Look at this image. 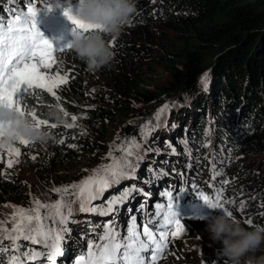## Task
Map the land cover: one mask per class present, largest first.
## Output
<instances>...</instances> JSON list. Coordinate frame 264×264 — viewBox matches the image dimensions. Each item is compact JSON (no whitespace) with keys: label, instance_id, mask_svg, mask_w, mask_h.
<instances>
[{"label":"trees","instance_id":"trees-1","mask_svg":"<svg viewBox=\"0 0 264 264\" xmlns=\"http://www.w3.org/2000/svg\"><path fill=\"white\" fill-rule=\"evenodd\" d=\"M77 3L61 0V8L49 11L48 0H44V8L46 13H54ZM0 15L6 14L0 10ZM106 39L114 57L95 72L88 71L71 49L54 54L57 64L52 69L67 72L68 83L56 90L58 103L45 92L37 105L38 116L42 111V118L57 124L54 129L41 125L52 139L13 144L22 155L26 152L35 157L32 163L28 158L24 162L34 164L32 177L47 198L35 197L32 185L26 188L12 167L0 179V219L12 214L6 204L28 208L32 199L45 204L59 199L51 190L71 184L56 186L57 167L66 169L75 164L76 168L80 164L73 178L78 183L89 175L96 160L106 157L108 138L116 131L120 135L117 144L134 138L143 156L136 162L135 178L121 181L122 193L135 186L134 182H142L152 195L162 169L176 166L177 161L190 168L212 162L213 174L234 179L231 186H224H229L231 201H235L231 203L233 217L245 227L264 226V175L254 188L233 186L236 179L246 177L241 171L244 159L264 160V0H136V12L119 36ZM155 68L169 73L171 80L160 84L153 76L148 79ZM206 72L205 88L200 81ZM164 105L168 108L157 120L155 114ZM60 107L68 117L59 112ZM54 109L60 114L59 121L48 115ZM71 115L78 117L77 127L65 128L64 123H73ZM145 125L146 136L142 131ZM61 139L64 144L57 142ZM114 152L120 154L116 148ZM5 153L0 147V158ZM169 169V173L179 175L175 168ZM138 196L133 191L127 199L135 211L143 207L138 206ZM240 202L246 204L243 212ZM82 213H73L66 225L69 231L78 226ZM247 218L253 225L245 223ZM69 239L65 235L64 240ZM19 244L22 250L33 245L26 240ZM201 257L200 264H231L213 251Z\"/></svg>","mask_w":264,"mask_h":264},{"label":"snow or ice","instance_id":"snow-or-ice-1","mask_svg":"<svg viewBox=\"0 0 264 264\" xmlns=\"http://www.w3.org/2000/svg\"><path fill=\"white\" fill-rule=\"evenodd\" d=\"M7 3L10 7L4 9L6 15H0V104L13 107L22 115L30 117L37 127L44 125L54 129L57 124L49 123L48 119L42 118L44 115L42 111L39 116L37 115V105L42 103V96L45 92L55 97L58 103L60 97L56 90L62 84L68 83L69 74L65 72L61 75L59 68L55 75L48 71H41V69H51L54 64H57L53 53L70 49V45L54 47L38 31L35 17L40 8L36 7L35 0H7ZM47 7L51 11L50 5ZM63 14L81 31L90 32L97 27L85 24L73 16L71 5L65 7ZM200 83L205 88L207 87V72L201 77ZM36 90L42 91L37 92ZM47 107L51 109L52 105H47ZM167 108L168 106L164 105L159 109L155 118L159 120ZM59 112L63 113L64 117L69 116V113L62 107L59 108ZM77 119L76 115H71L73 123H64V127H77L75 123ZM7 123L10 124L11 121ZM2 127L3 125H0V128ZM142 131L146 136L148 126H143ZM57 142L65 143L62 139ZM30 143L32 142L26 139L19 141L21 145ZM0 147L4 148L10 157L7 160L9 168L14 163H19L18 157L21 154L19 147L13 144ZM69 147L75 146L69 145ZM140 148V143L134 138L121 142L116 146L119 155L113 151L107 154L108 163L91 170L89 175L78 183L53 188L51 191L56 192L60 198L52 203L45 204L36 199L28 208L5 205L13 211L8 220H0V264H29L30 261H35L39 257L46 259L49 264H57V257L64 255L62 243L69 231L66 225L74 212L87 211L109 215L115 211L117 205L128 199L131 192L143 191L132 186L119 197L108 200L103 209H98L92 204L93 201L100 199L108 188L118 185L123 180L135 178L136 162L143 159L139 152ZM32 158L35 159V157ZM216 175L221 174L217 172L213 178ZM168 195L169 203L166 206L157 204L156 208L160 211L152 214L159 219L150 218L147 222L138 224L137 218L132 216L123 233L115 224L106 222L101 226L103 232L98 234L95 240L89 239L86 249L76 256L71 264H157L159 259L165 257L169 237L174 241L185 231V225L181 223L182 219L174 210V196L172 193ZM200 195L209 209H222L233 217V213L224 209L220 202L219 192L215 199L203 193ZM66 197L71 198L66 199ZM245 208L246 204L240 202L239 210L243 212ZM41 209L45 210L43 214ZM261 215H264V212ZM48 220L52 222L51 225L45 224ZM245 223L253 225V220L247 218ZM19 240L39 244L42 250H22L21 245L17 243Z\"/></svg>","mask_w":264,"mask_h":264},{"label":"clouds","instance_id":"clouds-1","mask_svg":"<svg viewBox=\"0 0 264 264\" xmlns=\"http://www.w3.org/2000/svg\"><path fill=\"white\" fill-rule=\"evenodd\" d=\"M48 4L51 10L62 7L61 0H48ZM68 6H63V10ZM135 12L136 0H78L76 5H71V13L79 21L97 26L90 32H84L74 25L76 30L68 43L88 71L95 72L110 64L114 53L106 37L119 36ZM48 115L57 121L61 119L55 109ZM0 125H3L0 128V146L14 144L21 139L35 143H47L52 139L51 133L35 126L30 117L3 104H0ZM205 231L209 233L210 240L222 245L220 253L231 264H241L242 258L264 246V226L245 227L224 211L207 218ZM247 264L254 262L250 259ZM255 264H264V257L256 260Z\"/></svg>","mask_w":264,"mask_h":264},{"label":"rangeland","instance_id":"rangeland-1","mask_svg":"<svg viewBox=\"0 0 264 264\" xmlns=\"http://www.w3.org/2000/svg\"><path fill=\"white\" fill-rule=\"evenodd\" d=\"M5 4L6 3H4V0H0V7L3 8L5 6ZM41 71H48L52 75L56 74V71H54V69H52V68L49 70L41 69ZM151 73H153V75ZM151 73L148 75L149 76L148 79H151V77L153 76V78L155 80L159 81L160 84H166L167 82H169L171 80L170 74L167 73L166 71H162L159 68L153 69L151 71ZM61 75H63V74L61 73ZM157 86H159V84ZM119 137H120V135H118L116 133V131H112V134L109 136L108 143L106 145L107 149H105L106 157L110 151L114 152L116 146L119 145V144H117L120 142V141H118ZM161 149L163 151L167 150L166 146H163V145H162ZM32 157H34V156H29L28 153L24 152V155L20 154V156L18 157L19 163H14L12 167L15 168L16 176L18 178L22 179L24 185H26V188H27V185L30 186L29 185V183H30L32 185V188H34V190H35V192H34V193H36L35 197L45 201L47 198V195L44 194V189H42L40 186H38L37 182L35 181V178L32 177L33 176L32 175V173H33L32 167L34 166V164L27 165L24 162V158H28L32 163L34 160ZM106 157H103V158L106 159ZM8 159H10V157L7 155V153H5V155H3L4 164L2 163V165H0V179H1L3 172L9 171L12 168V167L9 168L7 166V160ZM104 159L96 160V164L93 166L92 170L97 169L101 165H104ZM81 167L82 166L80 164H78L76 168H75V164H74V166H70L66 169H63L61 167H57V170L55 171V173H57V175H58L56 179L58 180L57 184H59V185H56V186L64 185V184H67L68 182H69V184L76 183L77 180L73 179V178H75L77 170H79ZM201 169H203V170H201ZM197 170L199 172V175L202 174L201 175L202 177L199 179V183H202L205 180H207V181L208 180H214L212 173L210 172V167L197 168ZM241 171H243L242 174L245 175L246 177L237 179V188H239L243 185H247L248 188L251 186H252V188H254V187L259 185V183L257 185L256 180L264 175V160L262 158H258V160L252 159L250 161L247 159H244L243 169ZM246 173L249 176H251V178H249V176H247ZM192 176L194 177V174H192ZM173 181H175L174 178H172V182ZM60 182H62L63 184H61ZM34 184L35 185L37 184V185L35 186ZM215 184L217 185V182H215ZM138 185H140V183H137V187H138ZM120 188H121V183L113 186L114 190L110 189V192H113V194H111L110 192H108V193L104 192L103 196L100 199L93 201L92 204L95 205L98 209H103L106 205L107 200H110V199L115 198V197H119L122 194V192L120 191ZM140 189H142L143 191L142 192L138 191L139 196H140L138 201L143 202V197H147V194H144L146 192V189L144 187H140ZM219 193L221 195L222 200L224 199L226 201V204H225L226 208L225 209L232 212L233 207H230V205H229L230 199H227L230 196V192H227L226 189H221V190H219ZM109 196H111V197H109ZM5 200L10 201V199H5ZM34 200L35 199H32L31 201L33 202ZM32 202H31V204H32ZM103 204H105V205H103ZM130 204H131L130 200H125L122 204L117 205L115 207V211H113L109 215H101L98 212L97 213L88 212V217H89L91 224L93 225L94 228L97 227V229L95 231H92L91 233L103 232V228L101 226L103 224H105L106 222H111V223L115 224V226L118 224L123 225L124 221H121V220H118L115 223L116 217L118 215V218H120V216H119L120 214H125L126 211L129 209ZM144 205H145V207H147V204L145 202H144ZM7 208H10V207H7ZM118 210H120V211H118ZM12 211H13V209L11 208L9 212L12 213ZM44 212H45V210H44ZM10 216H11V214H8L4 219H0V220H8L10 218ZM209 216H211V214ZM209 216H207V217H209ZM207 217H204L203 219L195 218L193 220H188L189 225L186 227V232L184 233V237L176 238L174 240L173 244H174V247L176 248L174 251V256L162 264H200L201 258H202L201 256L205 252L213 251L214 253L221 254L220 249H221L222 245L218 242H213L212 240H210L209 233L205 231ZM45 224L51 225L52 222L50 220H48V221H45ZM20 242H21V240L17 241L18 244ZM35 245L41 246L39 244H35ZM260 257H264V246H262L256 252L249 253L247 256L242 258V260H244V261H242V264H247V261L250 259L255 264V261L258 260Z\"/></svg>","mask_w":264,"mask_h":264},{"label":"bare ground","instance_id":"bare-ground-1","mask_svg":"<svg viewBox=\"0 0 264 264\" xmlns=\"http://www.w3.org/2000/svg\"><path fill=\"white\" fill-rule=\"evenodd\" d=\"M186 166H188V165H186ZM209 166H210V165H209ZM62 263L66 264V261H65V259H64V260L62 259Z\"/></svg>","mask_w":264,"mask_h":264}]
</instances>
